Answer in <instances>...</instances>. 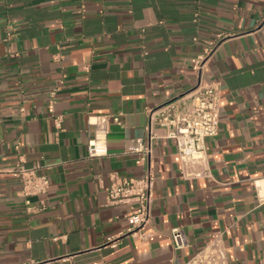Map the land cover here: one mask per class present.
<instances>
[{
    "label": "crops",
    "instance_id": "crops-1",
    "mask_svg": "<svg viewBox=\"0 0 264 264\" xmlns=\"http://www.w3.org/2000/svg\"><path fill=\"white\" fill-rule=\"evenodd\" d=\"M213 40L203 72L221 86L219 132L206 142L211 176L185 179L175 140L159 129L142 242L128 231L132 204H110L107 188L114 175L145 173L132 149L147 139L148 109L192 88L191 59ZM99 114L120 122L108 154L90 158L88 120ZM19 163L48 178L32 205L11 172ZM258 182L264 0H0V264H185L216 238L230 264H264ZM174 227L187 238L181 250Z\"/></svg>",
    "mask_w": 264,
    "mask_h": 264
},
{
    "label": "built area",
    "instance_id": "built-area-1",
    "mask_svg": "<svg viewBox=\"0 0 264 264\" xmlns=\"http://www.w3.org/2000/svg\"><path fill=\"white\" fill-rule=\"evenodd\" d=\"M218 40L209 41L202 53L191 59V67L197 82L190 90L180 96L156 107L149 108L146 125L147 139L139 140L132 151L139 153L138 163L147 166L145 173L137 178L114 175L107 188L110 204H132V213L128 220V231L145 242L151 236L153 194L155 174L152 168L153 140L160 136L158 130L166 129V137L176 142L181 160V173L185 179L211 176L206 142L216 136L221 118V86L219 82H204L203 72L207 62L212 58ZM56 91L52 92L49 103L53 111ZM56 126L61 127V116L55 118ZM120 122L119 115L99 114L89 117L92 128L88 140V157H101L108 154V134L110 126ZM12 174L20 182V194L27 205H32L31 198L46 192L48 178L39 175L37 166H26L19 163L11 168ZM257 185L259 200L263 194ZM171 239L176 250L187 246V238L181 227L171 230ZM112 247L118 242L109 237ZM231 260L222 238H216L201 250L195 252L185 264H230Z\"/></svg>",
    "mask_w": 264,
    "mask_h": 264
},
{
    "label": "bare ground",
    "instance_id": "bare-ground-1",
    "mask_svg": "<svg viewBox=\"0 0 264 264\" xmlns=\"http://www.w3.org/2000/svg\"><path fill=\"white\" fill-rule=\"evenodd\" d=\"M258 184H259V186H261L262 191H263V187H262V186H264L263 183H261V184H262V185H261L260 182H258ZM263 192H264V191H263Z\"/></svg>",
    "mask_w": 264,
    "mask_h": 264
}]
</instances>
